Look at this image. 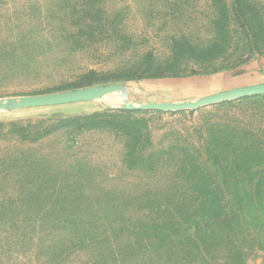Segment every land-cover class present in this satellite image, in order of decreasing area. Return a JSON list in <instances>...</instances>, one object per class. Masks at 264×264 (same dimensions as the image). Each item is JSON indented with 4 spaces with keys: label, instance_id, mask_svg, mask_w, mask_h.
Returning a JSON list of instances; mask_svg holds the SVG:
<instances>
[{
    "label": "rangeland",
    "instance_id": "obj_1",
    "mask_svg": "<svg viewBox=\"0 0 264 264\" xmlns=\"http://www.w3.org/2000/svg\"><path fill=\"white\" fill-rule=\"evenodd\" d=\"M263 82L264 0H0V264H264V94L179 108Z\"/></svg>",
    "mask_w": 264,
    "mask_h": 264
},
{
    "label": "water",
    "instance_id": "obj_2",
    "mask_svg": "<svg viewBox=\"0 0 264 264\" xmlns=\"http://www.w3.org/2000/svg\"><path fill=\"white\" fill-rule=\"evenodd\" d=\"M121 89L120 86H104V87H91L82 90L68 91L56 94L48 95H36L29 96L22 99L21 102L14 103L18 107H27V106H48V105H58L71 103L82 100H89L103 97L104 95ZM264 94V82L256 85H249L245 87L235 88L221 93H217L211 96H206L196 101L188 102L179 106L180 109L183 108H199L204 105L213 104L219 101H225L230 99L244 98L253 95ZM10 103L0 104V109L7 107ZM127 109H169L170 105L168 104H144L142 106H134L132 104H127Z\"/></svg>",
    "mask_w": 264,
    "mask_h": 264
},
{
    "label": "trees",
    "instance_id": "obj_3",
    "mask_svg": "<svg viewBox=\"0 0 264 264\" xmlns=\"http://www.w3.org/2000/svg\"><path fill=\"white\" fill-rule=\"evenodd\" d=\"M93 82H88L86 85H92ZM134 111H129V113H133ZM130 124H132V122H130ZM123 125V124H121ZM134 125H130L128 128H126V133H128V135L131 138H135L138 136V138L141 137V133H142V129L141 128H136V127H132ZM205 198V197H204ZM234 210L233 209H225L222 214L224 213V215L226 217H230L231 214H234ZM195 216V220L198 219H202L205 220L207 222L214 220L215 217H218V212L215 211V209L212 207V204L209 206V208H203L202 212H200L199 214L193 213ZM193 219V218H192Z\"/></svg>",
    "mask_w": 264,
    "mask_h": 264
}]
</instances>
